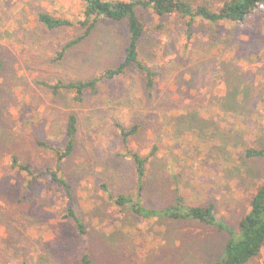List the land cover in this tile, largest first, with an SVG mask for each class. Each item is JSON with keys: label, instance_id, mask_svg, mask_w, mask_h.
Here are the masks:
<instances>
[{"label": "rangeland", "instance_id": "rangeland-1", "mask_svg": "<svg viewBox=\"0 0 264 264\" xmlns=\"http://www.w3.org/2000/svg\"><path fill=\"white\" fill-rule=\"evenodd\" d=\"M223 1L195 0L217 7ZM38 11L79 15L71 0H0V264H79L84 252L92 264H213L222 258L227 236L221 230L188 220L140 221L126 206L111 204L101 185L132 192L134 167L123 156L155 146L147 206L173 204L178 193L188 206L213 203L219 219L237 228L264 180V159L242 156L246 148L264 147V14L245 27L198 22L190 41L179 19L148 16L139 52L160 74L153 93L130 71L77 104L41 83L88 79L117 65L126 24L96 25L57 60L62 46L83 33L75 26L47 32ZM70 112L78 132L64 175L74 187L86 239L61 218L67 202L57 188L45 180L29 185L11 166L15 156L36 170L51 167L53 156L37 142L62 143ZM113 119L138 125V132L125 143ZM247 264H264V248Z\"/></svg>", "mask_w": 264, "mask_h": 264}, {"label": "trees", "instance_id": "trees-1", "mask_svg": "<svg viewBox=\"0 0 264 264\" xmlns=\"http://www.w3.org/2000/svg\"><path fill=\"white\" fill-rule=\"evenodd\" d=\"M11 2L13 0H7ZM61 1V0H57ZM79 7V15L62 16L47 12H36V20L47 32L63 28L77 27L83 36L63 45L57 52V60L63 58L68 49L88 37L93 28L100 23L126 24V41L121 60L117 65L104 69L88 79L75 81H58L54 84L42 82L41 85L53 94L65 93L74 103H82L87 96H95L102 83L114 82L134 71L144 78L145 91L150 95L156 86L160 74L140 56V43L147 32L145 19L148 16L175 17L182 22V34L186 41L193 36L196 23L204 22L210 25L219 23L236 24L245 27L259 13L264 14V0H224L214 6L196 3L195 0H71ZM75 1V2H74ZM77 1V4H76ZM160 26H157L158 29ZM2 64L0 62V72ZM1 97V86H0ZM246 97V96H245ZM242 101L245 102L246 98ZM229 106L232 99L226 98ZM1 111V100H0ZM116 133L127 143L138 132V125L123 126L113 119ZM78 132V118L75 113L66 116L64 124V140L60 144L38 141L42 150L53 156V165L43 169H33L30 164L20 162L15 156L11 159L13 169L24 175L31 185L38 180H45L51 187L57 188L65 198L66 206L61 218L68 220L84 239L87 237V227L80 216L75 203V193L72 184L65 178L64 165L74 152L75 138ZM157 156V148L153 146L147 154L127 152L123 157L132 161L134 167V190L129 193H112L106 184L101 185V192L111 204L117 207L126 206L132 216L140 221L160 219L188 220L209 226H214L227 236L223 257L213 264H247L257 257L264 248V180L253 195L248 211L239 220L237 228L223 223L216 214L213 203L204 206H188L181 194H176L173 204L160 208L149 207L145 201V181L148 164ZM245 160L264 159V147H249L242 152ZM79 264H92L88 254L80 258Z\"/></svg>", "mask_w": 264, "mask_h": 264}]
</instances>
